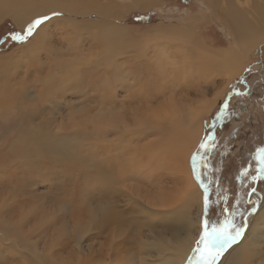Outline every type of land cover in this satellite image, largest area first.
I'll return each mask as SVG.
<instances>
[{"label":"rangeland","instance_id":"1","mask_svg":"<svg viewBox=\"0 0 264 264\" xmlns=\"http://www.w3.org/2000/svg\"><path fill=\"white\" fill-rule=\"evenodd\" d=\"M61 1L62 0H34L33 4L22 12L23 16L27 17V21L22 26H19L9 15L0 17L1 78L4 80L5 78L7 79L6 84L12 82V78H10L12 76H14L13 81L19 80V85H16L23 90L21 94H24L23 98H20L18 102L19 104L22 103L21 105H23V108L27 111L32 107L41 106L43 104L48 106L49 102L47 100H51L53 97V95L49 94L47 90H43L40 86V75L47 79L46 84L52 91H54L52 84H62L59 80L57 70H54L56 66L52 62H49V58L53 54L49 53V49L54 43L58 45L64 40L66 37L65 31H62V29L58 27L50 26L51 30L49 29V31L51 33L53 32L52 34H54L55 37H53L48 44H43L39 49L32 46L33 36L24 43L11 40V34L22 33L28 23L39 16L51 15L52 12L63 13L62 16L54 17L48 21L56 22L55 25H59L62 19L64 21L71 19L77 24L76 26L80 23L79 27L81 28L86 26L83 22H88L95 29H97V24L104 27L115 25L113 28H117V30L118 27L124 29L126 34L125 39L133 44L146 40L147 37L145 36H148L150 31L154 27H158V25L173 27L181 25L182 23H188L189 21L190 24H194L195 26L193 32L198 34L203 41L206 42L207 46H210V48L215 51H224L230 48L241 49L231 30L226 27L223 20L218 15V10L224 9L229 3L238 8L245 18H251L253 32L255 31L256 33L257 31V33H259L260 28L257 29V27L263 28V22L259 17V13H261L259 10L262 9L264 11V0H220L219 2L221 3L217 4V6L215 5V7L205 4L204 0H136L137 2H135V0H85V3L91 4L92 10L89 11L87 8L90 5L83 2L67 0V5L70 4L73 8H82L87 13L68 14L58 11L57 9L51 10V7L59 4L66 7V4ZM92 4H94L96 8L92 6ZM262 14H264V12ZM110 31L113 32L112 29H110ZM2 38L3 41L1 42ZM259 41L255 46L253 45L254 47L252 46L249 48L247 53L245 51L239 54L241 59V62L239 61L240 67L238 66L235 70L232 78L227 82L228 84L220 76H212L211 78L205 79V72L200 71L199 73L201 76L199 79L198 76L195 77L196 81H200V84L203 85L199 93L192 90L191 87L186 86L184 81V85L180 83L181 89L177 84L178 94L175 95L176 98H185V102L189 103L191 107H194L196 102L199 103L205 99L211 101L216 97L215 95L217 93L215 102H213L214 104L211 107L209 106L208 109L206 108V111L199 118L201 130L200 138L194 151L197 149L201 138L207 133L211 132V134L215 136L218 146L209 156V168L207 169L208 175L211 176L214 181L211 184L209 195L212 201V207L215 211L210 209L209 214L212 215L213 218L222 219L223 217L219 215L221 208L227 207L230 210L238 209V214L235 218L236 222H242L243 216L240 214H243L244 216H248V226L253 221L258 208L264 201V181L257 180L256 187H254L255 181L251 179L254 170L253 167L250 166L251 156L255 153V150L258 147L264 146V53L260 51L264 49V38ZM82 43L83 41L77 45L81 46ZM86 44L82 48L86 50V52L80 51V53L83 52L86 59L92 60L98 54V50L94 47L88 49L90 43L86 42ZM67 52L71 55H67L69 58L80 55L79 49ZM83 53L81 54L83 55ZM72 59L73 58L69 60L71 61ZM119 60L120 63L121 58H119ZM122 61L126 62L123 58ZM136 65V63L127 60L126 65L120 64L119 66H121L122 69H126L127 67L128 71H130L129 73L133 75L131 80L140 79L139 81L144 85V88L146 90L148 89L151 94L153 93L150 95L147 91L149 97H153L156 100V98H158L154 89L156 78L153 79L148 74H139L141 71ZM80 69L81 72L75 81L70 82L74 83L78 89L88 88H85L86 94L92 97V102L95 104L93 107L88 108L90 110L88 116L85 115V111L77 107L80 99L70 97L68 93L69 95L66 96L69 97L68 99H65L66 97L64 99H57L59 109L55 110L54 113L50 114V112L44 114L41 112L32 118L33 121L31 123L29 120L30 114H28L26 116L27 120L22 117L24 123L21 122L19 126L16 127L20 130V128H23L21 125L28 127L32 126L34 133L32 130L22 131V134L24 133L23 172L21 169H19L21 173L15 169L16 166L13 165H15L16 162L12 161L13 159L10 161L9 158H6L8 162H4L6 164L4 166L8 169V171L6 170L8 175L6 176L11 179L17 177L18 179L10 187L12 193L8 190L7 193L4 194V197L0 195L2 200L3 198L5 199V197L9 200L7 202V204H9V210H7L6 213L3 210L0 212V224L2 222H7L9 225L14 223L13 226L16 230L11 228L20 234L21 237L19 240H15V236L11 235L8 236V240L3 241L0 235V264H25V262L26 264H39L41 259L39 261L38 254L43 258L49 250L48 248L55 251L53 257L61 264H86L83 259L86 257V253L88 251L91 252V250H93V253L98 254L96 263L111 264L112 259H109L105 254L109 246H107V243L104 241H107V239L109 241L112 235L109 232L103 233V235L100 236L94 235L95 229H91L101 221V215L103 213H99L98 211L104 208L103 199L110 200L104 196H108L107 193L109 192H116V186L112 188L108 184V179L105 178L101 180V176H117V178H119V176H128L132 179L130 182L134 187L137 186L135 183L137 177L151 176V179L139 177V181H144V185L146 184L142 189L144 195L145 190L149 191L151 189L150 191L153 192L158 191L159 188H155L158 184H160V187H165V190H170L171 193L172 191L179 193L181 189L177 177L174 175L173 177L172 172L165 171L163 168H157L153 171V175L144 169L142 171L144 173L139 175L135 170L136 168L143 167L148 162L147 156L145 154H139L138 158H131L128 154L132 149L141 152L142 146L152 139L154 140L156 132L145 130L150 123L155 122L154 117L150 113L144 115L145 121H147L145 125L132 127V122L135 119L134 117L140 115L138 110L148 103L138 108V106L134 104L136 100L126 101L127 104L130 103L129 106L126 105L123 109L118 106L121 111L114 109V111L120 114V117L126 119L129 125H131V127L129 126V129L126 130L106 133L103 130L98 131L95 128V123H90L89 120L85 123L84 118H90L92 122L99 119L98 117L95 118L96 111L94 110L95 107H100V105H98L100 101L98 99L99 96H113L118 94L119 96L117 95L114 99L116 101L112 103L117 104L118 101V104H120L119 101L122 97L129 94H126L122 89H117L119 85L118 82H113L112 71L109 70L107 72L111 81L103 86L99 83L101 70L97 72L92 65L88 68L82 66ZM249 69H251L253 73L251 76H248ZM246 76H248L246 83L241 82V78ZM91 77L93 78V82L89 80ZM87 81L88 84L85 85ZM120 82L124 83L125 88L128 86L126 79ZM21 83H23V85H20ZM209 84L212 85L210 86ZM134 85L136 86V84ZM233 85H235L238 91L247 93V95L242 98L235 95L232 92ZM68 88L69 87H65V89ZM114 89L116 93L113 91ZM149 89H151V91ZM40 92L41 95H39ZM60 92L62 91L58 90L56 93L58 94ZM47 94L50 95L49 98ZM33 97L34 99L32 100L31 98ZM150 100L151 105L155 106L154 100ZM225 100L229 101L231 115L224 121L217 123L214 120V116ZM242 102L244 103L243 107L240 106ZM66 103L68 105L71 104V106H66ZM73 107H75L74 110H72ZM239 107H241L240 111L238 110ZM234 112L236 119H238L237 121H234L232 118ZM244 114L245 116H243ZM2 117L6 118L4 120V126L0 129V140L2 141L0 142V151L3 153L4 148L5 150L8 148L9 141L18 133V130H16L13 125L9 127L7 124L13 121V116L10 112H7L6 115H2ZM104 118L106 121H109V118L105 116ZM211 124H215V127L210 128L209 125ZM103 129L106 130L104 127ZM132 130L138 132L133 133L134 131ZM19 132L21 133V131ZM122 132H124L123 136L118 138V134ZM252 132L253 136L247 139V136ZM34 135L44 141L41 146H36L32 141L31 137ZM3 140H5V142H3ZM121 140L124 141L126 146H130V148H120L119 152H117L118 143ZM57 146L59 148L64 147L66 152H73L77 158L76 156L75 159H69L67 156L63 157L55 151ZM109 153L111 156H109ZM116 155L121 157V162L118 160L116 164V168L118 167L119 169V174H115L114 170L112 174L111 168L113 160L115 161L117 158ZM112 156L114 157L109 160ZM108 162L111 165L110 167H107ZM188 166L193 178L190 158L188 160ZM243 168L249 169V177L243 180H237L236 177ZM101 170L105 172L102 175H100ZM32 179H35V181ZM193 182L200 191L201 202L189 206L188 209H186V214L189 219L191 218V222H193V229L190 230V232L195 235V230L197 231L199 229L198 225L202 210V192L198 186V182L195 179ZM207 182L208 180L205 178V183ZM176 183H178L179 186L176 187ZM149 185H151L150 188ZM139 186L141 185L139 184ZM110 187L111 191H109ZM197 188L195 191V198L198 200ZM252 189H255V191L250 193ZM248 193L250 197H248ZM120 194H122V192H120ZM9 195L12 197H9ZM147 196L152 195L149 194ZM130 198L131 197L120 196L116 199L117 204H115V211L121 212L123 215L122 220L124 218L126 219H124L126 225H129L127 221L131 216H134V211L137 210L138 207H146L148 205L147 207L148 209L150 208V210L162 211L157 206H152L153 208L150 206L152 203L149 202V197L147 199L142 195L134 196L135 199L131 198L132 200L129 202ZM217 201H219V204L216 203ZM253 207L255 208V212H252ZM32 210L35 211L32 215H36L37 213L40 215L41 212V216L37 217L35 224L33 222L35 219L31 221L30 218L27 220L25 219L27 215L31 214L29 212ZM250 212L251 215H249ZM53 215L54 219H51ZM54 220L56 221L54 222ZM50 221L53 223L51 224L53 228H49V231L46 232L47 224H50ZM36 224L39 225L36 226ZM178 224L179 223L172 225L170 223L169 225L174 227L178 226ZM6 227L5 225H0V231H4ZM247 227L245 228V232ZM179 232L183 237L182 230ZM174 233L175 232H168L163 234L165 238L164 241H166L171 248L175 247L171 242V235ZM123 234L120 232L119 236H113L110 245L115 247L117 243L119 244V242L124 240L121 238ZM132 236L133 237L125 248L122 247V245L118 246L123 252L122 257L124 264H164L166 255L160 253H154L151 256H148L147 253L142 254L141 250L134 248L135 246H133L131 241H134V234ZM196 240L194 241L189 255L186 259L184 258L185 260L182 261L181 264H186L192 249L195 247ZM126 260L130 261L126 262Z\"/></svg>","mask_w":264,"mask_h":264},{"label":"bare ground","instance_id":"2","mask_svg":"<svg viewBox=\"0 0 264 264\" xmlns=\"http://www.w3.org/2000/svg\"><path fill=\"white\" fill-rule=\"evenodd\" d=\"M33 1L34 0H0V17L9 15L19 26H22L27 21V17L23 16L22 12L28 6L32 5ZM70 1L85 3V0ZM204 1L205 4L209 6L211 5L212 7H215V5L217 6V4L221 3L219 2L220 0ZM61 2L65 3L66 7L62 4H59L51 7V10L57 9L58 11L68 14L87 13L82 8L75 7V9L72 5H67V0H62ZM135 2L137 1L135 0ZM85 4L90 5L87 8L88 11L92 10L90 3ZM92 6L95 7L94 4H92ZM218 11L219 17L223 20V23L226 25V27L231 30L241 49L230 48L229 50L224 51L212 50L210 46H207L206 42H204L198 34L193 32L195 26L194 24H190L189 21L188 23H182L181 25H176L173 27H170L169 25V27L158 25V27H154L150 31V34L148 36H145L147 37L146 40L137 42L135 44L130 43L125 39L126 34L124 32V29L118 27L117 30V28H113V26L115 25L104 27L97 24V29H95L88 22L86 23L82 21L86 26L81 28L79 27L80 23L78 26H76L77 24L74 23L71 19L65 21L62 19V21L59 22V25H55L56 22L45 23L39 29H37L36 33L33 35L32 46L36 49H39L43 44H48L49 41H51L52 38L55 37V35L52 34L53 32L51 33L49 31V29L51 30L50 26L58 27L59 29H62V31L66 32V37L64 38V40L61 41V43H59L58 45H55L56 43H54L53 46H51L49 49V53H53L49 58V62H52L56 66L54 70H57L59 80L60 82H62V84L51 83L54 88V92L46 84V78L40 75L41 77L39 79L40 86L43 88V90H47L49 94L53 95L51 100H47L49 102L48 106H45V104H43L41 106L32 107L29 111H27L25 108H23V105H21L22 103L19 104L18 102L20 98H23L24 94L23 92V94H21V91L23 90L18 88L19 86L16 85L18 84L19 80L13 81L14 76H12L10 77L12 78V82H9L8 80L9 84H6L7 79H2V74L0 73V129L2 128V126H4V120L6 119L5 117H2V115H6L7 112H10L13 116V121H11L12 119L10 118L11 122L7 121V124L9 125V127L13 125L14 128L18 130L16 127L19 126V123L23 122V118L26 119V116L28 114H30V123L33 121L32 118H34L35 115L41 112L44 114L51 112L50 114H52L55 110L59 109L57 99H64L69 94L70 97L80 99L77 107L85 111V115L88 116V112L90 111L88 108L95 105L92 102V97L86 94L85 88H88L85 87L84 89H78L74 83L70 82L75 81V79L81 72L80 68L82 66L88 68L92 65L97 70V72H100L101 70V78L99 80V83L103 86L111 81V79H109L108 77L107 72L109 70L112 71V77L114 80L112 81L118 82L119 85H115L117 86V89H122L124 92H126V94H129L122 97V99L120 98V104H118V101L117 104L112 103L116 101L114 99L118 95L115 94L116 88L113 90L115 91V95H101L98 97V99L100 100L98 105H100V107H95L94 110L96 111L95 118L98 117L99 119L92 122L90 118H84L85 123H87L88 120L90 123H95V128L98 131L103 130L106 133H114L120 130L129 129V126L131 127V125H129L126 119L120 117V114L114 111V109H118L121 111V109H123V107L125 108L126 105L129 106L130 103L127 104L126 101L136 100L134 104H136L138 108H140L141 105H145L146 103H148L146 104V106L141 107L138 110L140 115L134 117L135 119L132 122V127L145 125L147 121H145L144 115L150 113L154 117L155 122H149L150 124L145 130L149 132H156L154 140L152 139L147 144L142 146L141 152L132 149L130 150V152H128V154L131 158H138L139 154H145L147 156L148 162L143 167L136 168L135 170L139 173V175H142L144 173L142 172L144 169H146L148 173L153 175V171H155L157 168H163L165 171H169L170 173L172 172V176L174 175L175 177H177L181 189L179 190V193H176L174 191H172L171 193L170 190H165V187H160V184L157 183L158 186H156L155 188H159L158 191L153 192L150 191L151 189L149 191L145 190L144 195L142 189L146 184L144 185V181H139V177L151 179V176L137 177V180L135 181L137 186L135 187L131 185L130 181L132 179H130L128 176H119V178H117V176H101V180L105 178L108 179V184L112 188L113 186H116V192H109L107 193L108 196H104L110 200H106L105 198L103 199L102 197L104 208L98 211L99 213H103L101 215V221H97L98 224L95 223L96 225H94L91 229H95L94 235L100 236L103 235V233L108 232L112 235V238L109 241L108 239L107 241H104L107 243V246H109L105 251V254L109 259H112L111 264H124L122 257L123 252L120 250V248H118V246L122 245V247L125 248V246L128 245L130 239L133 237V234L134 241H131L133 243V246H135V249L141 250L142 254L147 253L148 256H151L154 253L166 255L164 264H181L182 261H184L189 255L194 241L198 237L199 229L197 231L195 230V235L190 232V230L193 229V222H191V218L189 219L188 215L186 214V209H188L189 206L201 202V196L199 193L200 191L195 186L196 184H194L193 182L194 179L192 178L189 170L188 160L191 157L194 148L200 138L201 130L199 125V118L206 111V108L208 109L209 106L211 107L214 104L213 102H215L217 93L215 95L216 97H214L211 101L205 99L202 102H196L197 105L195 103L194 107H191L189 103H186L185 98H176L175 95L178 94V86L180 88L181 84H183L184 81V84L186 86L191 87L192 90L199 93V90L203 87V85L200 84V81H196L195 77L198 76L199 79V77L201 76V74L199 73L200 71L205 72V79L209 77L211 78L212 76H220L227 83L232 78L235 70L238 68L239 61L241 62L239 54L245 51L247 53V50L249 48H251L253 45L255 46V44L258 43L259 40H263L264 38V14H262L264 11L262 9L259 10V12H261L259 13V17L263 22V28L257 27V29L260 28L259 33H257V31L256 33L255 31L253 32V24L250 20L251 18H245L243 13L232 4L229 3L224 9ZM110 29H112L113 32H111ZM82 41L84 44L82 43L81 46H78L77 44L81 43ZM86 42L90 43L88 49L94 47L96 50H98V54L92 60L86 59L83 52H81L83 53V55L80 53V51L86 52V50L82 49L85 46ZM75 49H79L80 55H76L77 57L72 56L71 58L73 59L70 61L69 59L71 58L67 56L70 54L67 51H73ZM119 58H121L120 63ZM122 58L125 59L126 62H123ZM126 59L132 63L137 64L136 67L141 71V73H139L138 71L139 74H148L151 78H156V84L154 88L155 94L156 96H158L156 100L153 97H149L148 93L150 92L148 91V89L146 90L144 88V85H142L141 81H139L140 79L131 80L133 75L129 73L130 71H128L127 67L126 69H122V67L119 66L120 64L126 65ZM125 79L128 83V86L126 88L124 83L120 82L124 81ZM89 80L93 82L92 77ZM87 84L88 81L85 83V85ZM134 84H136V86ZM20 85H23V83H21ZM209 85L211 86L212 84ZM65 87L69 88L65 89ZM58 90L62 92L57 94L56 92ZM149 90L151 91V89ZM41 92L39 93V95H41ZM152 94L150 93V95ZM47 96L48 98L50 97V95L48 94ZM68 98L69 97H66L65 99ZM31 99L33 100L34 97ZM150 99L154 100L155 106L151 105ZM65 105L71 106V104L68 105L67 103ZM118 106L121 109L118 108ZM74 108L75 107H73L72 110H74ZM104 116L106 118H109V121H106ZM21 127L23 128H20V130H18V133H16V135L12 137V140L9 141L7 146L8 148L6 147V150L4 148L3 153L0 151V195H3V197L8 190L10 191L11 185H13V183H15V181H17L18 179L16 177L15 179L12 178V180L8 176H6L8 175V169L4 166L6 165L4 162H8V159L6 158H9L10 161L11 159H13L12 161L16 162V164L13 165L16 166L15 169L20 173L21 171L19 169H21L23 172L24 133L22 134V131L25 132L27 130H32V132L34 133L32 126L28 127L21 125ZM103 127L107 131L104 130ZM19 131H21V133ZM136 132L134 131L133 133ZM123 134L124 132L118 134V138L123 136ZM31 139L36 146H41L44 143V141L37 138L36 135L32 136ZM0 142L2 141L0 140ZM3 142H5V140H3ZM127 147L130 148V146H126L124 141L121 140L118 143L117 152H119L120 148L127 149ZM55 151L63 157L67 156L69 159H75L76 156L73 152H66L64 147L59 148L57 146L55 148ZM109 156H111L110 153ZM113 157L114 156L109 158V160ZM116 157V160H113V165L111 168L112 174L113 170L115 171V174H119V169L118 167L116 168V164L118 160L120 161L121 157H118V155H116ZM110 166L111 165L108 162L107 167ZM104 173L105 172L103 170L100 171V175ZM32 180L35 181V179ZM178 183H176L177 185L175 184L176 187L179 186ZM139 184L141 186H139ZM150 186L151 185H149V188ZM111 187L109 191H111ZM196 188L198 192V200L197 198H195ZM120 192H122V194H120ZM10 193L12 192L10 191ZM140 194L142 196H145V198L147 199L148 197L150 198L149 202L152 203L150 205L151 207L157 206L162 211L159 212L158 210H150V208L148 209L147 207L148 205L146 207H138V209L134 211V216H131L127 221V224L129 225H126V219L124 218L125 220L123 219V222V215L121 214V212L115 211V204H117L116 199L120 196L134 198V196H141ZM149 194L152 196H147ZM9 197L12 196L9 195ZM131 198L129 202H131ZM8 201V199L5 200L4 198L3 200H0V212L3 210L6 213V211L9 210V204H7ZM143 207H145L144 209L146 211L144 209H141ZM33 212L35 211L32 210L31 212H29L31 214L27 215L25 219L27 220L28 218H30V221L32 219H35V221H33L35 224L37 221V217L41 216V212L40 215L38 213L36 215H32ZM51 219H54V215L51 217ZM55 221L56 220H54V222ZM170 223L172 225H175L176 223L179 224L178 226L173 227L172 225H169ZM13 224L9 225V223L7 222H2L0 224L8 227H6L4 231H0V235L2 236L3 241L8 240V236L11 235L15 236V240L20 239L21 235L14 231L16 230V228L13 226ZM51 224H53L51 221L50 224H47L46 232L49 231V228H53L51 227ZM37 225L39 224H36V226ZM180 230H182L183 237L181 236V234H179ZM120 232H122V234H125L121 236V238H123L124 240L119 242V244L117 243V245L113 247L112 245H110L113 236H119ZM168 232H175L171 235V242L175 245V247L173 248H171L169 244L164 241L165 238L163 234ZM48 249L49 250L46 252V255L43 258L38 254L39 261L41 259V262H39V264H61L53 257V253L55 251L50 248ZM96 260H98V254L93 253V250H91V252L88 251L86 253V257L83 259L86 264H98L96 263ZM128 261L126 260V262ZM222 262L223 264H264V201L258 208L253 221L249 224L248 229L245 233V237L242 239L241 243L229 249L222 258Z\"/></svg>","mask_w":264,"mask_h":264},{"label":"snow or ice","instance_id":"3","mask_svg":"<svg viewBox=\"0 0 264 264\" xmlns=\"http://www.w3.org/2000/svg\"><path fill=\"white\" fill-rule=\"evenodd\" d=\"M63 13L52 12L51 15H42L33 19L26 26L22 33L11 34V40L18 43L27 42L32 37L37 29H39L46 22L54 17L62 16ZM264 53V49L260 50ZM253 75L251 69L248 70V76ZM241 78V82L246 83L247 78ZM232 92L241 98L247 93L240 92L236 89L235 85L232 87ZM231 115L229 110V101L225 100L222 106L216 112L214 120L220 123ZM214 128L215 124L209 125ZM231 135V134H230ZM217 141L211 132L207 133L201 138L197 149L193 151L190 157V166L193 178L198 182V186L202 192V210L199 219V235L195 242V247L192 249L186 264H223L222 258L229 249L233 246L239 245L245 237V228L248 226V216H243L241 223L236 222L237 210H230L229 208H221L219 215L222 219L213 218L210 215V209L215 211L212 207L210 199L211 184L214 182L212 177L208 175L207 169L209 168V156L217 148ZM254 174L251 175L253 181H264V146L258 147L255 153L251 156V165ZM249 177V169L243 168L240 174L236 177L237 180H243ZM205 178L208 182L205 183ZM255 189H253V192ZM7 199V197H5ZM219 204V201L216 202ZM255 212V208H252ZM251 215V212L249 213Z\"/></svg>","mask_w":264,"mask_h":264},{"label":"flooded vegetation","instance_id":"4","mask_svg":"<svg viewBox=\"0 0 264 264\" xmlns=\"http://www.w3.org/2000/svg\"><path fill=\"white\" fill-rule=\"evenodd\" d=\"M240 106L241 107H243L244 106V103L242 102L241 104H240ZM241 107H239V111L241 110ZM246 114V113H245ZM245 114L243 115V116H245ZM237 116H238V112H237ZM232 118H233V120L234 121H237L238 119H236V116H235V112L232 114ZM240 121V120H239ZM234 132H236V131H234ZM251 136H253V132L251 133V134H249L248 136H247V139H249ZM256 183H257V180L255 181V183H254V187H256ZM252 191H253V189L250 191V193H252ZM248 197H250V194L248 193ZM247 201H248V199H247ZM247 229H248V227H247ZM247 231V230H246ZM246 233V232H245ZM199 235V234H198Z\"/></svg>","mask_w":264,"mask_h":264},{"label":"water","instance_id":"5","mask_svg":"<svg viewBox=\"0 0 264 264\" xmlns=\"http://www.w3.org/2000/svg\"><path fill=\"white\" fill-rule=\"evenodd\" d=\"M3 41V38H2V40H1V42Z\"/></svg>","mask_w":264,"mask_h":264}]
</instances>
